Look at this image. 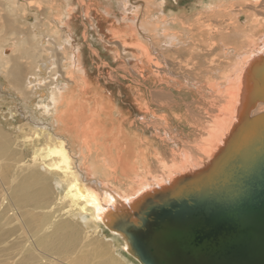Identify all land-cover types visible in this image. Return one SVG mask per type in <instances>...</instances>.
Segmentation results:
<instances>
[{
	"label": "bare ground",
	"instance_id": "obj_1",
	"mask_svg": "<svg viewBox=\"0 0 264 264\" xmlns=\"http://www.w3.org/2000/svg\"><path fill=\"white\" fill-rule=\"evenodd\" d=\"M143 1L146 9L141 16L129 0L115 1L113 15L116 21H128L125 28L113 22L107 26V19L91 13L93 0H0V86L23 100L39 95L37 106L42 104L41 113L52 120L42 146L55 166L26 169L27 147L34 139L22 134L23 139L8 141L0 126V263L8 251L5 237L12 232L13 249L16 239L24 237L17 259L27 251L29 264H141L123 234L114 224L110 227L109 222L117 219L116 209L136 206L181 177L200 172L229 145L249 116L264 111V103L249 101L251 74L264 64V0H210L188 16L167 10V0ZM81 8L98 33L104 25L116 37L114 44L108 43L111 46L101 45L102 53L92 47L88 52L98 59L97 69L107 72L104 83L99 81L102 72L91 78L94 63L85 60L86 44L75 22ZM212 24L217 25L208 28ZM230 38L239 39L235 42L240 48H234L229 63L224 55L223 68L216 66L214 56L207 60L218 53L214 41L224 50ZM111 54L118 60L114 68L101 59ZM60 62L63 68L58 72ZM172 89L184 91L185 98L188 92L192 100L179 102L182 111L167 115V105L174 101ZM194 102L201 105L198 113L189 107ZM135 113L142 115L136 118ZM181 117L203 125L202 131L194 142L183 140L180 152L167 161L162 142L178 136L174 125H180ZM147 127L162 140L160 150L156 141L136 137ZM32 152L35 155V148ZM151 158L158 163L154 173ZM36 161L37 157L31 160ZM101 227L111 240L99 235ZM85 229L93 231L91 238L84 235Z\"/></svg>",
	"mask_w": 264,
	"mask_h": 264
},
{
	"label": "water",
	"instance_id": "obj_2",
	"mask_svg": "<svg viewBox=\"0 0 264 264\" xmlns=\"http://www.w3.org/2000/svg\"><path fill=\"white\" fill-rule=\"evenodd\" d=\"M251 78L250 103H264V64ZM186 176L116 209L110 227L138 261L264 264V111L249 116L203 170Z\"/></svg>",
	"mask_w": 264,
	"mask_h": 264
},
{
	"label": "rangeland",
	"instance_id": "obj_3",
	"mask_svg": "<svg viewBox=\"0 0 264 264\" xmlns=\"http://www.w3.org/2000/svg\"><path fill=\"white\" fill-rule=\"evenodd\" d=\"M88 1L92 2V0H88ZM115 1L116 0H113V1L112 0H110V1L109 0H105V1L104 0H93V2H95L96 4L95 5L92 4V7H94L95 9H94V12H91V13H95L96 15H99V16L104 17L105 19H107L108 20L107 26L113 22V24H115V25H124L125 28H128V21H124V20L116 21L115 20V17L113 15V11L117 10V2H115ZM125 1H127V0H125ZM129 1L132 4L137 5V7H138V9L140 11L139 12L140 16L144 14V11H142V10L146 9V7L144 5V4H146L145 1H143V0H129ZM167 1L168 2L166 4V6H165L167 8V10L174 9L176 12H180V13L184 14L185 16H188V15H195V13L198 12L199 10H201L202 8H204L205 5H207V3L210 0H167ZM108 2H110V5L108 4ZM112 2H114V3H112ZM105 4H107V5H105ZM98 8L100 9V11L97 12ZM101 9L107 10L108 12H110V14L100 13V12H102ZM263 9H264V7H263ZM79 12L81 14L80 17L78 15ZM83 16H84L83 8H81V10L78 9V11H76V18H77L78 21L75 20V22L79 26H81L80 27L81 29L77 30L78 36H79V38H80V35L83 36L82 37L83 42H85L84 44H86V45H84L85 47H83V49H86V50H84L85 51V56H86L85 60L89 64H93L94 63L92 68H91V71L93 72L92 75H91L92 76L91 78H94L95 74L97 72L98 73L102 72V76L100 77L99 81L100 82H102V81L105 82L104 79H107L105 77L107 75V72H104L103 68L102 69L101 68L97 69L96 66H97L98 59L95 58L97 60V61H95L94 57L93 56L91 57V55L88 54V52L89 51L91 52L92 48H95V49H99V51H101L100 53H102L103 52L102 51L103 48H102L101 45L111 46L108 43L112 42V44H114L115 43L114 41H115L116 37L115 36H111V34H109L108 30L106 29L107 26H104V25L102 27V30L98 33V29L96 28V23L92 27L91 24H90V20H86ZM240 20L242 22H245L243 13L242 14L240 13ZM185 21L190 22V20L188 18H185ZM139 23H140V20L137 22L138 26H139ZM213 25L214 24L210 25L208 28L214 29V27H216L217 24H215L214 27H213ZM208 28H205L206 29L205 32H207ZM85 34H86V38H85ZM199 38H201V37L199 36ZM107 40H109V41H107ZM215 40H217V38H215ZM238 40L239 39H235V38L234 39L230 38L229 40H227L225 43H227V45L230 44V43L231 44L228 45L227 47H225L224 50L222 49L223 51L221 50L220 44L218 42L214 41L215 47L218 48L217 49L218 53H215L216 52L215 51L214 53H212L211 55L208 56L207 60L212 59L211 56H214L212 60H215L214 63H216V64L218 63L216 66L222 65L220 68H223V66L226 63V61L229 59L228 60V63H229V61L235 55V51H234L235 49L234 48H240V45L238 46L236 44V42H238ZM232 45H233V47H232ZM235 45H237L238 47H236ZM199 46L201 48H204V46L201 43H199ZM225 51H227L228 54H227V52L225 54ZM220 52H222V53H220ZM223 52H224V54H223ZM198 53H199L198 59H199V62H200L203 59L202 56H201L202 51H200ZM218 54H219V56L221 55V59L219 57V60L217 59V55ZM223 55H224L225 59H227L226 61H225ZM194 57H195L194 58V60H195L196 59V54L194 55ZM92 59H93V62H91ZM101 59H103L107 63H109L111 68H114L116 66L117 62H118L117 57H115L113 54L108 55L106 57H102ZM221 60L225 61V62H222ZM62 64H63V62H60V64H58V63L56 64L58 72H60L61 68H63V67H61ZM204 65H205V67H207L208 63L207 64L205 63ZM104 66H106V65H104ZM212 67H214V66H209L208 68L212 69ZM108 69H109V67H107V70ZM54 76L55 75H53L52 78ZM215 76H217V75L215 74ZM1 78L2 77H0V79ZM47 82H49V81H47ZM104 82H102V83H104ZM3 83H5V82H3ZM127 84H128V82L124 83V85H127ZM112 87H115V89H118L117 86H114V85L110 84L109 88H112ZM185 95H186V93L184 91L172 89L171 93H170V97L174 101H173V103L171 102L170 104L167 105L168 107H167V110L165 111V113L168 115L171 112H176L177 109L182 111V108L179 107V102H181L183 100H185V102H189V101L192 100V97L188 94V92H187V98L184 97ZM33 96H34V99H32L33 97L30 94V99L31 100L30 99L29 100H23L22 99L23 97L21 98V96H19L16 92H14L9 87H4V86L1 87L0 86V126L5 130L4 131V135L6 136L8 141L23 139V137H22L23 135L22 134H24V135L28 134L29 136L32 137V139H34V143L30 147L28 146L29 148L27 147V152L29 154V157H28L27 160H28V162L30 164L26 167V169H45L44 167H40L41 164H43L48 169L49 168L50 169H55L54 162L48 158L47 153L44 152L43 146H42L43 142L48 138V132H49V130L51 128L52 120H51L50 117L44 116L41 113V110H40L39 107L42 104H40V106H37V102L39 101V98H38L39 95H34L33 94ZM193 96H194V94H193ZM44 98H45V96H44ZM24 101H26V103L28 105H26V103ZM123 105L125 107H127V102L123 103ZM200 106L201 105L198 104V102H194V104L192 106H189V107L191 108V110L193 112H195V113L197 112L198 113L200 111L199 110ZM213 108H215V106H213ZM123 115H125V112L122 113V116ZM141 115L142 114L136 115V113H135L132 116L137 118V117H139ZM134 117H132V118H134ZM155 119H157V118H155ZM203 120H204V118H200L199 119L200 122L202 121V124L203 123L205 124V122H203ZM179 121H180V125L181 126L180 125L178 126V123L176 125H174L177 128L176 132H178L177 133L178 136L176 138H173V139L167 138L168 144L166 142L165 143L162 142V140L159 139L158 134L155 135V133L153 131L154 130L153 127L145 128L144 129V133L142 132V130L137 131L139 133V135H137L136 137L139 136L140 138H142L144 140H148L149 139V140L156 141L158 143V146H156V150H160L159 145L161 146V142H162L163 143L162 150H163V152H166L164 158H165V160L169 161V160L173 159V157L175 156L174 153L180 152L179 151L180 150L179 147H182L183 140H188V141L194 142L195 140H197L199 133L202 131V126L203 125L202 126L200 124L198 126L193 125L192 121H191V123H189V122H187V120L184 117H181L179 119ZM136 123L138 124L139 121L136 120ZM172 124H174V123L172 122L171 125ZM140 126H141V124H140ZM195 128H198V129L196 130ZM135 130H137V129H135ZM178 137H181V138H178ZM155 138L158 139V140H156ZM142 142L144 144V141H142ZM29 143L30 142H26L25 145H28ZM33 148H35V150H36L35 155L32 152ZM188 148L189 147H186L185 149L189 153V155L190 156H195V155L192 154V151L187 150ZM152 149L153 148H151V150H150L151 152H153ZM36 157H37V161L36 162H31V160L33 158H36ZM150 157H152V154L150 155ZM154 164L157 165L158 163L155 162V159L151 158V165H152V172L153 173L155 171H157V169H159L157 166L155 167ZM8 169H12V168H8ZM59 191H60V193L62 192L61 190H59ZM69 209H70V211H73L74 210V205H72ZM70 218H73L74 220H76L78 222L76 217L70 216ZM101 229H102V227H101ZM83 233H84V235L87 238H91L93 231H91V229H88V230L85 229V231H83ZM99 235L107 236V238H108V240L106 239L107 241L111 240L110 239L111 235L105 228H103L101 230V233H100V230H99ZM5 239L7 241H9V242H7L8 251H5L3 253L4 254V258H3L4 260L0 264H29V262L31 260L30 259L31 257H28V252L27 251L25 253H23V255L20 256V259H17L18 258V254H17L16 250L19 247H21V245L23 244L24 237H20V238L16 239V246H15L14 249L11 246V243L14 241V234L12 232H8V234L6 235ZM119 244H120V242L119 243L118 242L114 243V245L117 246V247L119 246ZM90 245H91V243H90ZM120 247H121V244H120ZM91 248L93 249L92 250L93 254H96L97 250L92 245H91ZM119 249H120V252L124 256H126L127 258H131L129 255H127L126 252H124L122 250V248H119ZM35 257H36L35 260L38 259L37 256H35ZM99 260H100V258L98 257L96 259L97 263L99 262ZM134 263L137 264L135 261H134Z\"/></svg>",
	"mask_w": 264,
	"mask_h": 264
}]
</instances>
